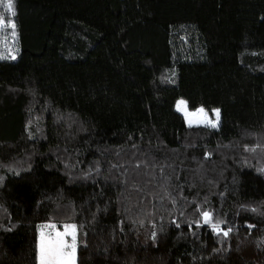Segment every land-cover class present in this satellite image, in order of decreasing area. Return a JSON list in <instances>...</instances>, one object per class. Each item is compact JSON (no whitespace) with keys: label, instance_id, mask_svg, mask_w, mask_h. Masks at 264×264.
Segmentation results:
<instances>
[{"label":"trees","instance_id":"1","mask_svg":"<svg viewBox=\"0 0 264 264\" xmlns=\"http://www.w3.org/2000/svg\"><path fill=\"white\" fill-rule=\"evenodd\" d=\"M15 7L19 51L0 60V246L75 223L78 245L101 228L123 235L110 264H261L264 237L242 229L264 230V0ZM180 99L220 108L219 129L189 127ZM204 211L227 238L196 226Z\"/></svg>","mask_w":264,"mask_h":264},{"label":"snow or ice","instance_id":"2","mask_svg":"<svg viewBox=\"0 0 264 264\" xmlns=\"http://www.w3.org/2000/svg\"><path fill=\"white\" fill-rule=\"evenodd\" d=\"M7 14V19L5 18ZM15 0H0V30L11 29L10 35L13 38V43L10 45L5 41L3 51H0V60H16L17 53L19 51L16 47L15 40L18 36L16 31L17 24L12 19L16 16ZM175 109L180 112L185 118L189 127L194 124L197 126L203 125L205 127L219 129L221 112L220 109H212V117L203 108L199 107L194 111H189L187 101L180 99L175 104ZM214 117V118H213ZM255 148L248 149L246 151H255ZM139 167V164L136 165ZM259 171L264 172V168H260ZM19 174V173H17ZM4 178L0 176V181ZM252 212H256V208L250 209ZM202 223H197V227L207 225L211 231L217 236L222 235L227 238L232 232V228L227 230L222 228L224 221L213 219V214L209 211L201 213ZM63 230L56 223H45L39 226V236L37 241V259L38 264H77L78 256V228L75 223L63 224ZM179 227V224H177ZM248 228L254 227V225H248ZM86 235V234H85ZM155 239V236H153Z\"/></svg>","mask_w":264,"mask_h":264},{"label":"rangeland","instance_id":"3","mask_svg":"<svg viewBox=\"0 0 264 264\" xmlns=\"http://www.w3.org/2000/svg\"><path fill=\"white\" fill-rule=\"evenodd\" d=\"M10 32L11 29L1 30L0 51L4 50L3 45L5 41H7V43H9L10 45L13 43V38L11 37ZM15 44H16V40H15ZM217 108L218 107L216 106L213 108L210 107L208 109L207 108L204 109L209 113V116L212 117L213 114L211 110ZM193 126H197V125L194 124ZM39 226L40 225L27 228L26 241L19 250H15V251L10 250L2 244L0 246V261H32L38 264L37 241L39 236ZM242 231H245L249 234H255L257 236L264 237V230L259 228L247 227V228H243ZM124 243H125L124 237L118 230L110 229V228H101L88 236L84 246L78 245L77 264H94L96 261L99 260L104 261L106 264H110L113 260L116 251L121 246H123ZM239 264H253V263H249L244 260H239ZM261 264H264V257Z\"/></svg>","mask_w":264,"mask_h":264}]
</instances>
